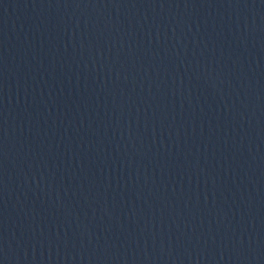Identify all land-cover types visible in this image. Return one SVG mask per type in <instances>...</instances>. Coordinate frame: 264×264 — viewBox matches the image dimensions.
Here are the masks:
<instances>
[{"label": "water", "instance_id": "1", "mask_svg": "<svg viewBox=\"0 0 264 264\" xmlns=\"http://www.w3.org/2000/svg\"><path fill=\"white\" fill-rule=\"evenodd\" d=\"M0 264H264V0H0Z\"/></svg>", "mask_w": 264, "mask_h": 264}]
</instances>
